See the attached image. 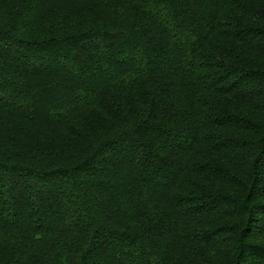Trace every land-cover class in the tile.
Returning a JSON list of instances; mask_svg holds the SVG:
<instances>
[{"label": "trees", "instance_id": "trees-1", "mask_svg": "<svg viewBox=\"0 0 264 264\" xmlns=\"http://www.w3.org/2000/svg\"><path fill=\"white\" fill-rule=\"evenodd\" d=\"M0 264H264V0H0Z\"/></svg>", "mask_w": 264, "mask_h": 264}]
</instances>
